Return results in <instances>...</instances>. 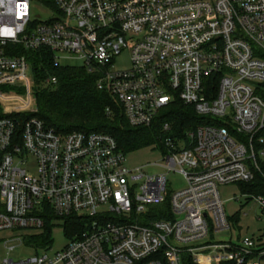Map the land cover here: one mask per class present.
<instances>
[{
  "label": "built area",
  "instance_id": "1",
  "mask_svg": "<svg viewBox=\"0 0 264 264\" xmlns=\"http://www.w3.org/2000/svg\"><path fill=\"white\" fill-rule=\"evenodd\" d=\"M31 2L47 19L31 16ZM39 49L95 74L132 127L152 126L174 101L202 122L179 134L160 122V172L128 169L110 135L59 133L30 115L27 56ZM168 171L181 189H167ZM255 173L264 175V0H0V232L43 229L48 214L84 221L60 250L2 264H264V224L234 235L217 190ZM250 197L261 220L264 196Z\"/></svg>",
  "mask_w": 264,
  "mask_h": 264
},
{
  "label": "trees",
  "instance_id": "2",
  "mask_svg": "<svg viewBox=\"0 0 264 264\" xmlns=\"http://www.w3.org/2000/svg\"><path fill=\"white\" fill-rule=\"evenodd\" d=\"M33 76L36 111L30 115L59 133L70 131L102 132L110 135L122 151L136 149L157 142L158 126L171 121L176 133L191 129L202 122L190 106L174 101L161 113L154 124L132 127L126 122L121 108L95 86L96 75L77 65L54 63L52 53L46 49L30 52L27 56ZM53 76L54 83L46 78ZM243 194L264 196V175L255 173L251 181L239 183ZM55 217L46 215L41 233L27 237L30 243L47 246L50 227ZM59 222L69 239L82 231L84 221L69 216Z\"/></svg>",
  "mask_w": 264,
  "mask_h": 264
},
{
  "label": "rangeland",
  "instance_id": "3",
  "mask_svg": "<svg viewBox=\"0 0 264 264\" xmlns=\"http://www.w3.org/2000/svg\"><path fill=\"white\" fill-rule=\"evenodd\" d=\"M31 16L47 19L48 14L38 3L31 2ZM128 56L127 51H123L118 55L115 60L116 67H126L128 65ZM59 63L75 66L79 62L67 59L59 61ZM123 153L126 168L143 167L141 173L144 175L160 172L158 165L161 164V150L158 149L156 142L148 143L136 149L126 150ZM165 178L166 187L169 191H175L184 186L183 177L174 171L166 172ZM217 190L223 203L225 214L232 221H235L233 226L236 227H234L233 234L255 235L256 230L264 224V216H260L261 220L255 219L256 216L260 215V211L254 199L248 194H243L239 183L219 185ZM41 231L42 229H21L13 232H0V264H2L3 259L7 258L17 262L37 253L58 251L68 241L59 222L50 227V243L47 246L27 241L28 236L39 234Z\"/></svg>",
  "mask_w": 264,
  "mask_h": 264
}]
</instances>
